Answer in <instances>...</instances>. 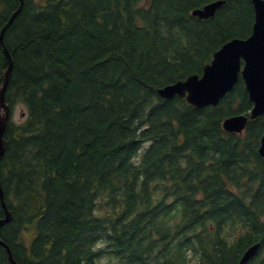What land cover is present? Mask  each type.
<instances>
[{"label":"trees","instance_id":"obj_1","mask_svg":"<svg viewBox=\"0 0 264 264\" xmlns=\"http://www.w3.org/2000/svg\"><path fill=\"white\" fill-rule=\"evenodd\" d=\"M25 0L4 40L14 59L0 181L13 219L1 238L20 264H264V115L243 80L196 109L158 88L202 74L248 37L252 0ZM20 0H0V33ZM8 68L0 44V87ZM5 211L0 202V217ZM0 264H13L0 244Z\"/></svg>","mask_w":264,"mask_h":264},{"label":"water","instance_id":"obj_2","mask_svg":"<svg viewBox=\"0 0 264 264\" xmlns=\"http://www.w3.org/2000/svg\"><path fill=\"white\" fill-rule=\"evenodd\" d=\"M224 3L225 0L211 1L203 7L194 9L193 15L201 18L213 17ZM252 3L255 11L252 33L247 38L235 37L224 43L214 53L213 60L205 65L202 75L194 73L186 79L159 87L158 93L161 97L169 99L178 95L186 98L196 109L218 105L221 98L231 91L242 77L253 102L250 116L244 114L229 116L224 120V128L228 131L241 132L246 127L249 118L254 119L264 114V0H252ZM24 5L25 0H20L19 7L12 13L0 33V44L8 60V68L0 87V109L4 110V114L0 115V162L8 146L5 134L11 120L12 109L6 101V91L14 66V59L5 43L4 36L5 31L12 25ZM259 153L264 157V135L261 138ZM0 202L5 211V215L0 217L1 228L13 219L1 181ZM0 244L7 250L10 261L13 264H20L15 259L11 247L1 236ZM259 246V243L249 246L243 253L239 264L247 263L256 254Z\"/></svg>","mask_w":264,"mask_h":264},{"label":"clouds","instance_id":"obj_3","mask_svg":"<svg viewBox=\"0 0 264 264\" xmlns=\"http://www.w3.org/2000/svg\"><path fill=\"white\" fill-rule=\"evenodd\" d=\"M21 112L24 113L23 116H21ZM3 114H4V110L0 109V115ZM29 118H30V108L28 104L25 103L23 99H18L12 112V116H11L12 122L17 126H20L25 124ZM100 264H108V258H104L102 261H100ZM113 264H115V262H113Z\"/></svg>","mask_w":264,"mask_h":264},{"label":"rangeland","instance_id":"obj_4","mask_svg":"<svg viewBox=\"0 0 264 264\" xmlns=\"http://www.w3.org/2000/svg\"><path fill=\"white\" fill-rule=\"evenodd\" d=\"M22 114H23V112H21V116H23ZM111 262H112V263L115 262V264H121V263H120L118 260H116V259H112Z\"/></svg>","mask_w":264,"mask_h":264}]
</instances>
